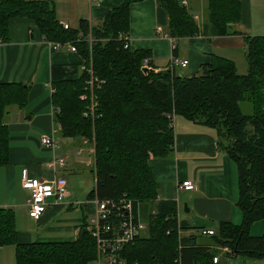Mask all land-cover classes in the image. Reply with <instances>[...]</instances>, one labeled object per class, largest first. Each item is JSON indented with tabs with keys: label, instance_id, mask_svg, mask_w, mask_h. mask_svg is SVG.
I'll return each mask as SVG.
<instances>
[{
	"label": "trees",
	"instance_id": "1",
	"mask_svg": "<svg viewBox=\"0 0 264 264\" xmlns=\"http://www.w3.org/2000/svg\"><path fill=\"white\" fill-rule=\"evenodd\" d=\"M142 0H123L93 25L85 20L76 30H64L50 0H0V43L7 38L10 18H28L44 41L71 43L82 58L78 66L53 67L50 99L54 122L63 139H82L93 152L94 187L88 199L127 201L130 215L140 204L149 208L143 235L133 238L118 256L135 264H222L228 257L264 259V231L249 234L250 225L264 221V37L242 35L244 74L235 73L227 60L211 57L197 74L182 75L173 69L146 71L140 61L147 55L127 42V9ZM239 0H207L199 30L180 0H155L166 15L167 38L183 39L200 33L205 37L237 35ZM89 40V41H88ZM88 41V43H87ZM29 87L0 84V166L5 165L7 132L4 123L10 107L27 104ZM84 99H83V98ZM92 103V109L90 106ZM242 105L249 110L241 112ZM175 119L188 121L215 133V145L234 165L237 224L219 223L211 236L200 232L181 235L176 227L172 201L153 202L156 192L149 160L172 153ZM119 206L111 207L109 222H119ZM12 212L0 209V246L13 244L16 264H90L95 246L83 228L67 243L16 244ZM225 248L218 262V250Z\"/></svg>",
	"mask_w": 264,
	"mask_h": 264
},
{
	"label": "crops",
	"instance_id": "2",
	"mask_svg": "<svg viewBox=\"0 0 264 264\" xmlns=\"http://www.w3.org/2000/svg\"><path fill=\"white\" fill-rule=\"evenodd\" d=\"M50 1L60 26L66 25L74 31L81 20H85L87 26L101 21L108 10L120 6L123 0ZM181 2L201 30L207 0ZM238 11L234 29L241 35L208 38L198 33L173 40L167 38L166 15L156 6L155 0L130 4L127 9L128 48L145 52L149 67L155 72L167 69L169 59L176 58L186 61L184 70L176 69L178 73L194 75L214 56L229 61L236 71L238 58L244 63L242 35L264 37V0H239ZM6 33L5 42L0 43V84L20 83L29 87V91L27 104L23 108L10 107L4 119L8 129V159L0 166V209L12 212L16 244L69 243L77 238L79 230H86L94 218L95 206L87 198L95 183L92 176L94 155L90 145L82 139L59 136V126L52 113L50 78L51 68H80L83 61L77 52L74 54L67 47L53 49L43 40L32 19L10 18ZM55 126L58 130L53 138L58 144L50 152L40 145V138L51 136ZM171 129L172 153L148 162L156 192L153 202H174L176 227L181 235L200 230L216 232L219 223L237 224L240 213L233 206L237 192L234 164L227 159L225 151L215 145V133L181 119H175ZM54 158H63L64 167L53 171L48 168L47 164ZM24 170L39 181H49L56 176L67 181V198L50 202L37 221L27 216L29 195L20 181ZM182 181L190 184L192 190L176 189ZM149 208L147 204H140L135 209L134 217L142 225L148 220ZM259 222L258 229L254 226L249 229L250 235L256 237L264 231V221ZM224 253L218 250L216 262ZM15 254L13 244L0 246V264H16ZM219 262L264 264V259L228 257Z\"/></svg>",
	"mask_w": 264,
	"mask_h": 264
},
{
	"label": "built area",
	"instance_id": "3",
	"mask_svg": "<svg viewBox=\"0 0 264 264\" xmlns=\"http://www.w3.org/2000/svg\"><path fill=\"white\" fill-rule=\"evenodd\" d=\"M184 2L180 3L182 7ZM64 30L67 29L66 25H61ZM89 41V40H88ZM87 41V43H88ZM49 43V42H48ZM53 49H62V47H67L68 51L76 53V47H74L71 43L65 44H53L49 43ZM186 66V61L178 60L176 58H170L167 64V69L169 71L173 69H182L184 70ZM152 70V68L148 65V59L145 57L140 62V69ZM80 71H86L88 76V84L89 87L92 85L93 77L92 72L88 67L84 65L80 66ZM52 90V88H51ZM50 90V91H51ZM83 98V97H82ZM84 99V98H83ZM90 111L92 109V103L89 107ZM53 115L54 110L52 109ZM58 130L55 126L54 130H52L51 136H42L40 138L41 146L46 148L52 152L57 148V141L54 140L53 134ZM64 159L63 158H54L52 162L47 164V167L55 170L56 168L64 167ZM24 170L21 173V184L22 188L25 191H28L29 199H27L26 208H28L27 216L37 221L41 218L42 214L46 212L50 202H61L64 198H67L68 193L66 192L67 181L64 177L56 176L52 180H38L37 178L29 177ZM176 189L185 190L189 192L192 190L190 184L186 183V181H182L177 184ZM93 206H95V214L92 222L86 228L87 232L90 233L91 238L94 242L95 246V257L93 264H135V262H127L121 259L118 256V252L126 244L130 242L133 238H137V236L142 235L144 226L138 221L136 218L134 222V218L131 217L129 209L130 204L127 201H115L108 202L98 201L97 199L91 200ZM119 206L120 213H117V216L121 219L119 222H109L108 223V215L110 213L111 207ZM201 236H211L214 232L212 230H200ZM220 251L227 252L225 248H220ZM217 261L216 257H213L211 263H215Z\"/></svg>",
	"mask_w": 264,
	"mask_h": 264
},
{
	"label": "rangeland",
	"instance_id": "4",
	"mask_svg": "<svg viewBox=\"0 0 264 264\" xmlns=\"http://www.w3.org/2000/svg\"><path fill=\"white\" fill-rule=\"evenodd\" d=\"M141 62V61H140ZM242 61H241V59L240 58H238V61H237V70L235 71V73H236V75H238V74H244L245 73V70H246V64H244V63H241ZM236 69V68H235ZM248 110H249V108H248V106L247 105H242V108H241V112L242 113H246V112H248ZM177 120V119H176ZM88 174V175H87ZM86 175H87V179L89 180V176H90V174H89V172H87L86 173ZM260 223L261 222H257V223H255V222H253L251 225H250V228L251 227H255L256 229H258V227L260 226ZM258 225V226H257ZM253 227V228H254ZM253 231H254V229H253ZM252 232V231H251Z\"/></svg>",
	"mask_w": 264,
	"mask_h": 264
},
{
	"label": "water",
	"instance_id": "5",
	"mask_svg": "<svg viewBox=\"0 0 264 264\" xmlns=\"http://www.w3.org/2000/svg\"><path fill=\"white\" fill-rule=\"evenodd\" d=\"M141 71H142V73L144 74L146 71H148V70H146V69H141ZM149 71H152V70H149Z\"/></svg>",
	"mask_w": 264,
	"mask_h": 264
}]
</instances>
